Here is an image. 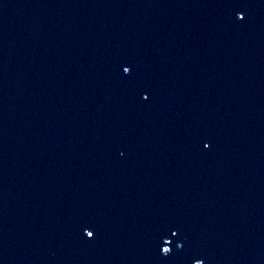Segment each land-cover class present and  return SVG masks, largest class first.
<instances>
[{"label":"water","instance_id":"obj_1","mask_svg":"<svg viewBox=\"0 0 264 264\" xmlns=\"http://www.w3.org/2000/svg\"><path fill=\"white\" fill-rule=\"evenodd\" d=\"M198 262L264 264V0H0V264Z\"/></svg>","mask_w":264,"mask_h":264},{"label":"snow or ice","instance_id":"obj_2","mask_svg":"<svg viewBox=\"0 0 264 264\" xmlns=\"http://www.w3.org/2000/svg\"><path fill=\"white\" fill-rule=\"evenodd\" d=\"M235 19H236L237 21H240V20L242 19V16H241L240 14H237V15L235 16ZM123 71H124V73L126 74V73L129 71V69H128V68H124ZM145 98H146V97H145ZM83 234H84L85 237H90V236L92 235V233L89 232V231H84ZM177 247H180V246L178 245ZM163 254H164L165 256H167V255L169 254V250L165 251ZM198 264H199V262H198Z\"/></svg>","mask_w":264,"mask_h":264}]
</instances>
